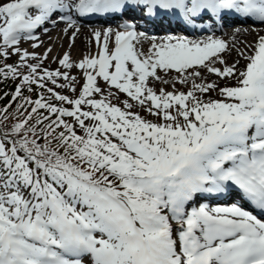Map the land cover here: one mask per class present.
<instances>
[{
	"label": "snow or ice",
	"instance_id": "snow-or-ice-1",
	"mask_svg": "<svg viewBox=\"0 0 264 264\" xmlns=\"http://www.w3.org/2000/svg\"><path fill=\"white\" fill-rule=\"evenodd\" d=\"M262 33L264 0H0V264H264Z\"/></svg>",
	"mask_w": 264,
	"mask_h": 264
},
{
	"label": "bare ground",
	"instance_id": "bare-ground-1",
	"mask_svg": "<svg viewBox=\"0 0 264 264\" xmlns=\"http://www.w3.org/2000/svg\"><path fill=\"white\" fill-rule=\"evenodd\" d=\"M230 36H231V38H232V30L230 31ZM243 37H247V36H239L238 39L241 40ZM253 41H254V40L251 38L249 42H253ZM77 44H78V45H82V40H81V39H78ZM83 45H85V46H84V51L86 52V51H87L86 44L83 43Z\"/></svg>",
	"mask_w": 264,
	"mask_h": 264
}]
</instances>
